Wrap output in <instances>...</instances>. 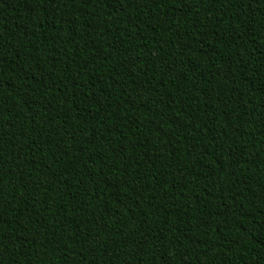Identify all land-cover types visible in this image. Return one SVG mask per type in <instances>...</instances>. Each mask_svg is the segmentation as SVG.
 Segmentation results:
<instances>
[{
	"label": "trees",
	"instance_id": "1",
	"mask_svg": "<svg viewBox=\"0 0 264 264\" xmlns=\"http://www.w3.org/2000/svg\"><path fill=\"white\" fill-rule=\"evenodd\" d=\"M0 264H264V0H0Z\"/></svg>",
	"mask_w": 264,
	"mask_h": 264
}]
</instances>
